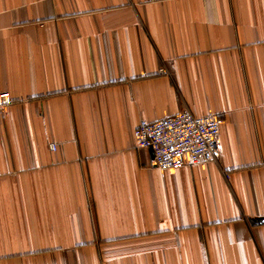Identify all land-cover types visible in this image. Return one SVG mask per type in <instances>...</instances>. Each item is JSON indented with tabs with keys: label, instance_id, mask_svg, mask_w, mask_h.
<instances>
[{
	"label": "crops",
	"instance_id": "obj_1",
	"mask_svg": "<svg viewBox=\"0 0 264 264\" xmlns=\"http://www.w3.org/2000/svg\"><path fill=\"white\" fill-rule=\"evenodd\" d=\"M0 92V264H264V0H0ZM182 109L219 160L158 170Z\"/></svg>",
	"mask_w": 264,
	"mask_h": 264
},
{
	"label": "built area",
	"instance_id": "obj_2",
	"mask_svg": "<svg viewBox=\"0 0 264 264\" xmlns=\"http://www.w3.org/2000/svg\"><path fill=\"white\" fill-rule=\"evenodd\" d=\"M12 103L7 92H0V112ZM214 114L193 115L182 109L156 121L140 120L133 131L137 149L148 150L158 170L175 172L186 166L216 163L219 160V127ZM54 150L55 146H50ZM226 179L228 174L224 172Z\"/></svg>",
	"mask_w": 264,
	"mask_h": 264
},
{
	"label": "water",
	"instance_id": "obj_3",
	"mask_svg": "<svg viewBox=\"0 0 264 264\" xmlns=\"http://www.w3.org/2000/svg\"><path fill=\"white\" fill-rule=\"evenodd\" d=\"M261 222H264V219H262Z\"/></svg>",
	"mask_w": 264,
	"mask_h": 264
}]
</instances>
